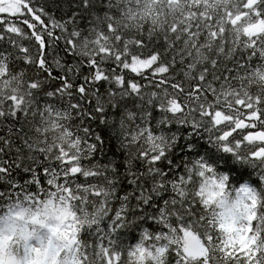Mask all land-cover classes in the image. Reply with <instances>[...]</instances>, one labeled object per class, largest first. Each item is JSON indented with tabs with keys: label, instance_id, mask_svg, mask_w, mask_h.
Returning a JSON list of instances; mask_svg holds the SVG:
<instances>
[{
	"label": "snow or ice",
	"instance_id": "obj_1",
	"mask_svg": "<svg viewBox=\"0 0 264 264\" xmlns=\"http://www.w3.org/2000/svg\"><path fill=\"white\" fill-rule=\"evenodd\" d=\"M0 264H264V0H0Z\"/></svg>",
	"mask_w": 264,
	"mask_h": 264
}]
</instances>
